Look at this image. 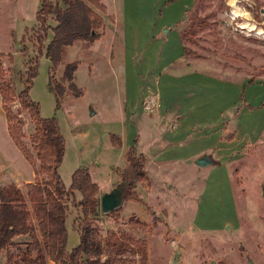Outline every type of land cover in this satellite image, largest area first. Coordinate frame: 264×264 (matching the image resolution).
<instances>
[{
    "label": "rangeland",
    "instance_id": "1",
    "mask_svg": "<svg viewBox=\"0 0 264 264\" xmlns=\"http://www.w3.org/2000/svg\"><path fill=\"white\" fill-rule=\"evenodd\" d=\"M135 1V5L131 0L90 3L100 25L94 38L64 48L57 64L46 57L44 50L29 93L40 105V116L54 118L64 138V155L58 169L64 185L70 187L75 170L86 169L100 187L97 212L90 216V243L93 248L101 249L104 259L109 251L105 247L107 241H123L127 249L118 257V264H248V260L264 264V130L256 132L253 138L251 136L260 125L248 130L250 138L246 134L244 146L221 153L225 156L222 165L227 169L231 193L219 173L206 181L202 173L207 168L194 166L196 171L189 177V170L182 165L175 169L164 167L159 173L155 164H149L148 175L142 181H137L129 168L128 151L132 150L136 158L144 157L136 148L127 151L132 140H136L137 130L146 124L153 125L157 120L146 110L153 106L150 97L161 94L162 110L174 108L177 111V106L182 104L170 102L172 95L166 94L163 86L166 79L159 85L154 84V78L161 75L160 66L154 72L146 68L135 69L134 75L132 69L122 66L119 40L123 37L124 27L130 23L138 24L141 30L152 21L150 15L140 17L144 13L140 5L145 8L143 0ZM237 1L264 31V0ZM231 4L232 0H194L190 12L182 17L179 26H175L176 33L181 31L185 37V70L240 85L250 84V80L264 81V36L244 29L245 17H234ZM38 6L39 0H0V53L4 55L0 63L5 79L13 83L16 94L23 88L28 63L37 55L35 14ZM130 15L136 19L125 20ZM50 25L45 47L55 35L56 23L50 22ZM71 64L77 66L73 73L75 88H70L64 79V70ZM255 87H259L257 100L263 99L264 85ZM180 95L184 96L183 92ZM212 98L208 101L213 105L214 114L210 115L208 123L199 125L194 114L192 119L189 117V123L196 127L191 136L201 129L220 128L232 114L239 112L237 101L233 102L236 106L230 111L223 106L220 94ZM17 108L15 102L13 110ZM19 117H22L26 136L31 135L34 124L26 115ZM202 120L205 117L199 118L198 122ZM152 132L153 136L159 137V131L154 129ZM25 141L31 154L30 161L9 136L0 100V166L4 165L0 169V184H14L24 193V178L30 176L31 170L39 169L27 137ZM163 146L165 143L161 144L158 139L153 150L162 151ZM172 150L169 152L174 153ZM145 165L146 160L144 171ZM43 179L45 176L41 174L37 178L34 175L32 180L41 183ZM127 182L133 185V198L139 201L124 198L118 221L110 214L103 215L100 212L101 195L120 184L126 187ZM204 183L207 186L203 192ZM75 197L82 199L79 192H75ZM81 219V209L69 205L65 223L68 252L79 244L73 222L79 224ZM31 221L35 223L33 214ZM29 241L28 236L16 238L13 246L3 250L0 264H15L8 263L9 255L16 263L23 264L21 257L26 253ZM34 257L35 253H32L29 258Z\"/></svg>",
    "mask_w": 264,
    "mask_h": 264
},
{
    "label": "trees",
    "instance_id": "2",
    "mask_svg": "<svg viewBox=\"0 0 264 264\" xmlns=\"http://www.w3.org/2000/svg\"><path fill=\"white\" fill-rule=\"evenodd\" d=\"M98 0H39V6L35 14L36 24V51L37 55L28 63L23 88L15 93L13 83L5 79L3 67L0 63V100L5 115L9 136L22 152L27 160H31V154L25 141L26 137L30 147L34 150L39 162V169L34 171L37 178L44 175L41 183L32 182L25 184V193L16 185L3 186L0 184V257L3 250L13 246L16 238L28 236L26 253L22 255L23 264H118V257L127 249L126 244L120 240L107 241L108 253L102 259V251L97 246L93 248L89 234L92 220L99 205L98 186L92 181L86 169H77L72 174L71 185L67 188L59 173L65 142L60 133L58 124L54 118H42L40 105L34 102L30 96L33 80L37 75L39 57L46 50V57L53 63L60 61L64 48L78 41H89L96 35L99 25V17L90 7V3ZM50 22L56 23L54 37L48 46H44L48 31L51 30ZM179 38L183 44L184 36L179 31ZM185 53V47L183 46ZM4 57L0 53V59ZM10 62L13 60L10 57ZM77 66L68 65L64 70V79L73 84V73ZM253 82L252 80L249 81ZM63 91V90H62ZM57 100V107L60 103ZM18 108L13 110L14 103ZM21 115H26L34 124V132L26 136L23 131ZM119 143V142H118ZM119 146V144H117ZM133 151L127 153V163L134 173L137 181L145 179L144 157L136 158ZM125 181V180H124ZM125 200L132 199L133 185L127 182ZM75 192H79L82 199L77 200ZM139 201L137 198H133ZM69 205L80 208L82 219L79 224L73 222L79 235V244L71 251L66 250L67 232L65 223L67 220ZM30 206V209H29ZM121 209V208H120ZM120 209L110 213L119 220ZM31 214L34 215L33 223ZM35 253L34 259L30 254ZM8 263L16 261L13 256L7 257Z\"/></svg>",
    "mask_w": 264,
    "mask_h": 264
},
{
    "label": "crops",
    "instance_id": "3",
    "mask_svg": "<svg viewBox=\"0 0 264 264\" xmlns=\"http://www.w3.org/2000/svg\"><path fill=\"white\" fill-rule=\"evenodd\" d=\"M132 1L135 5L136 1ZM142 3L145 8L140 5V9L144 12L140 17L150 15L152 21L148 27L146 26L147 28L141 30H139L138 24L130 23L128 27H126L128 24L124 27L123 37H121V41L119 40L122 66L132 69L133 75L136 73L135 69L146 68V70L151 69L154 72L160 66L161 75L158 79L154 78V84L159 85L162 79H166L163 86L166 94L172 95L170 102L174 103L173 105L180 102L182 104L177 106V111L174 108L162 110L160 107L162 104L161 94L157 93L151 96L153 106L151 108L147 106L149 109L144 108L149 110V115L156 116V123L149 126L146 124L144 128L137 130L136 140H132L133 143L127 148V151L136 148L145 157V176L148 175L147 166L155 164L159 173L164 171V167L175 169L182 165L189 170L188 176L190 177V173L196 171L194 166L198 167L194 162L199 157L210 155L215 161L225 159V156L221 155L222 151H234L244 146L246 134H249L248 130H253L257 125H260L258 129L252 131L254 132L251 135L252 138L257 134L256 132L264 130V97L257 100L256 90L258 91L259 87H255L258 84L264 85V81L240 85L220 82L203 73L186 71L183 44L180 41L179 33H176L174 29L175 26L181 24L182 17H186L190 12L194 0H143ZM158 9L160 10L157 13ZM133 17L135 16L130 15L125 20H131ZM130 27L132 30L129 29ZM219 87L220 89H218ZM189 91L191 93H188ZM181 92L184 96L180 95ZM217 94H220L221 100H224L223 106L226 110H233L236 106L233 102L237 101L240 106L239 112L232 114L220 128L213 126V129H201L195 132V136H191L196 127L193 123H189V117L191 118L194 114L195 121L200 123L199 125L208 123V118L214 114L213 105L208 100L212 101V96L216 97ZM193 97L195 98L194 103L192 102ZM194 105H196L195 108ZM245 116L246 118H244ZM203 117L205 120L198 122V119ZM154 129L159 131V137L153 136L152 130ZM158 139L161 144L165 143V146L162 147L165 149L159 152L153 150L157 146ZM169 149H173L174 153H170ZM1 168H4V165L1 164ZM205 168L208 170L204 171L202 176L206 178V181L219 173L225 179L231 193L225 165L220 163ZM33 178L34 172L31 170L30 176L24 178V183H32ZM206 186L207 183H204L203 192ZM98 189L100 191L99 186ZM194 216L196 217V214Z\"/></svg>",
    "mask_w": 264,
    "mask_h": 264
},
{
    "label": "water",
    "instance_id": "4",
    "mask_svg": "<svg viewBox=\"0 0 264 264\" xmlns=\"http://www.w3.org/2000/svg\"><path fill=\"white\" fill-rule=\"evenodd\" d=\"M225 159L220 161H215L210 155H203L195 160V165L200 168H205L219 163H224ZM127 190V186L117 185L109 192L101 195L100 197V212L103 215L110 214L115 210H118L122 207L124 196ZM248 264H254L251 260H248Z\"/></svg>",
    "mask_w": 264,
    "mask_h": 264
},
{
    "label": "bare ground",
    "instance_id": "5",
    "mask_svg": "<svg viewBox=\"0 0 264 264\" xmlns=\"http://www.w3.org/2000/svg\"><path fill=\"white\" fill-rule=\"evenodd\" d=\"M239 1L237 0H232V4L231 6L233 7L232 9V14L234 15V17H239V16H244L246 21H244V23H242V27L244 29H248L249 31H256L257 34L259 35H263L264 36V31L262 28L258 27L253 21L251 16L249 15V13L245 10L242 9L239 5H238Z\"/></svg>",
    "mask_w": 264,
    "mask_h": 264
}]
</instances>
